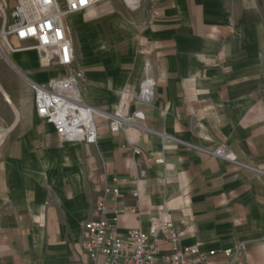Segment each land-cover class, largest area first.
Masks as SVG:
<instances>
[{
    "label": "crops",
    "instance_id": "1",
    "mask_svg": "<svg viewBox=\"0 0 264 264\" xmlns=\"http://www.w3.org/2000/svg\"><path fill=\"white\" fill-rule=\"evenodd\" d=\"M152 1L156 12L146 18L126 3V46L113 42L123 37L115 11L96 5L91 20L72 21L88 77L84 100L131 123L112 132L99 115L98 144L87 145L39 122L42 140L12 137L0 148V264H91L84 225L98 218L96 204L114 178L128 208L139 195L140 211L127 208L120 231L146 230L170 213L183 244L243 243L231 264H264V0ZM145 68L155 81L151 103L137 98ZM190 145L225 146L237 162Z\"/></svg>",
    "mask_w": 264,
    "mask_h": 264
},
{
    "label": "built area",
    "instance_id": "2",
    "mask_svg": "<svg viewBox=\"0 0 264 264\" xmlns=\"http://www.w3.org/2000/svg\"><path fill=\"white\" fill-rule=\"evenodd\" d=\"M108 1L110 0H0V55L13 63L11 55L37 51L42 67H55L58 75L45 82L21 75L26 77L34 93L38 117L53 126L60 139L66 142L97 145L99 125L96 118L99 115L110 121L112 132L124 130L131 123L129 117L126 118L119 112L107 113L89 105L80 90L81 83H86L88 77L76 57L68 19ZM126 3L131 8L138 9L141 0H126ZM144 73L145 78L137 98L141 102L151 103L155 96V81L146 68ZM135 116L143 119L140 113ZM9 131V127L0 124V148ZM203 151L217 159L237 162L225 146ZM136 153L140 154V151L137 150ZM155 162L160 164L164 159L160 158ZM145 175L146 171L140 172L141 178ZM118 182L114 178L107 183L104 195L95 207L98 218L89 220L84 225L82 243L91 264H218V256L230 259L226 264H231L242 255L245 248L243 243L238 244L236 249L223 250H204L200 245L183 244L181 232L170 213L162 214L161 219L146 230L132 228L126 233L120 231L117 222L128 207ZM133 195L137 201L128 210L138 213V192ZM163 245L169 247L168 252L163 250Z\"/></svg>",
    "mask_w": 264,
    "mask_h": 264
},
{
    "label": "rangeland",
    "instance_id": "3",
    "mask_svg": "<svg viewBox=\"0 0 264 264\" xmlns=\"http://www.w3.org/2000/svg\"><path fill=\"white\" fill-rule=\"evenodd\" d=\"M152 0H141L139 12H143V17H148L156 12V6ZM95 10L100 13L114 12L117 15V27L119 28L120 35L123 36L120 40H114L117 45L126 46L128 44V28H127V12L126 0H110L108 2L100 3L96 6ZM95 15L90 12H80L68 19V26L71 29V35L74 42L75 32L72 28V21L79 23L80 21L91 20ZM91 43V38H89ZM13 63L8 61L6 57L0 55V84L11 98V103L6 101L4 92L0 90V124L4 127H9L10 131L6 136V141L2 145L3 148L11 140V138L29 139L35 142L37 139L42 140L43 133H35L34 128L38 123H42L51 128L50 125L41 120L35 114L33 106L34 93L31 90L26 77L19 73L18 69H22L24 73H28L29 77L37 79L38 81L45 82L51 77L58 75L54 66L50 68L42 67L39 60L37 51L21 52L10 56ZM77 59H80L77 54ZM17 68V69H16ZM18 70V71H17ZM27 75V74H26ZM27 75V76H28ZM30 77V78H31ZM31 78V79H32ZM18 111V112H17ZM97 171L95 170V196L98 199L100 194V180L97 178Z\"/></svg>",
    "mask_w": 264,
    "mask_h": 264
},
{
    "label": "bare ground",
    "instance_id": "4",
    "mask_svg": "<svg viewBox=\"0 0 264 264\" xmlns=\"http://www.w3.org/2000/svg\"><path fill=\"white\" fill-rule=\"evenodd\" d=\"M129 2H133V0H129ZM20 73L21 74H25L24 72H22L21 70H20ZM26 75V74H25ZM0 90L2 91V92H4V90H3V88H2V86H1V84H0ZM4 95H5V98L8 100V102H12L11 101V98H10V96L7 94V92H4ZM18 112V111H17Z\"/></svg>",
    "mask_w": 264,
    "mask_h": 264
}]
</instances>
